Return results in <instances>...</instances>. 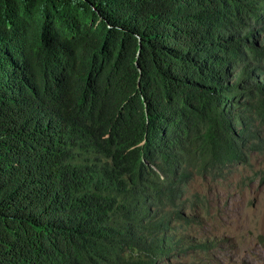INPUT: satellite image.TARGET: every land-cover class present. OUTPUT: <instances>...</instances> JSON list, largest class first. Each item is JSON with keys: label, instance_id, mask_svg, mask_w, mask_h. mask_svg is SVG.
<instances>
[{"label": "trees", "instance_id": "16d2710c", "mask_svg": "<svg viewBox=\"0 0 264 264\" xmlns=\"http://www.w3.org/2000/svg\"><path fill=\"white\" fill-rule=\"evenodd\" d=\"M264 145V0H0V264H167Z\"/></svg>", "mask_w": 264, "mask_h": 264}, {"label": "rangeland", "instance_id": "374dc122", "mask_svg": "<svg viewBox=\"0 0 264 264\" xmlns=\"http://www.w3.org/2000/svg\"><path fill=\"white\" fill-rule=\"evenodd\" d=\"M229 169L224 181L197 177L190 185L208 208L195 215L188 237L206 249L177 252L167 264H264V145Z\"/></svg>", "mask_w": 264, "mask_h": 264}]
</instances>
